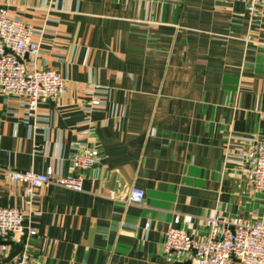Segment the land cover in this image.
Masks as SVG:
<instances>
[{
    "label": "crops",
    "instance_id": "crops-1",
    "mask_svg": "<svg viewBox=\"0 0 264 264\" xmlns=\"http://www.w3.org/2000/svg\"><path fill=\"white\" fill-rule=\"evenodd\" d=\"M0 10L34 30L37 67L67 80L34 113L0 93V167L82 177L81 192L49 185L31 197L0 172V207L36 232L30 264H187L162 247L174 215H191L199 234L214 215L264 220V194L244 172L264 138V1L253 13L245 0H0ZM78 149L99 163L75 170ZM132 188L143 198L126 204Z\"/></svg>",
    "mask_w": 264,
    "mask_h": 264
},
{
    "label": "built area",
    "instance_id": "built-area-1",
    "mask_svg": "<svg viewBox=\"0 0 264 264\" xmlns=\"http://www.w3.org/2000/svg\"><path fill=\"white\" fill-rule=\"evenodd\" d=\"M54 2L56 0H48ZM247 10L253 13L264 0H245ZM34 30L21 19L10 17L0 10V93L13 96L29 112H36L39 103L54 101L64 95L67 80L52 69H39L36 61L41 54L40 44L33 39ZM91 107L99 106V99H91ZM264 119V114L261 115ZM245 175L255 191L264 194V138L256 142L255 152L246 155ZM100 161L95 149H78L73 156L77 171H88ZM0 172L13 183L25 186L26 192L35 196V190L44 186H57L81 192V175L62 177L51 167L44 173L13 171L0 167ZM141 189L132 188L121 199L126 204L139 203L143 198ZM22 211L18 208L0 207V241L12 235L23 238L21 250L6 264H30L28 239L36 235L33 229L22 224ZM204 231L192 232L193 217L176 214L164 233L162 247L165 253L187 264H264V220L242 219L214 215L201 219ZM146 224L145 229L148 230ZM1 251L6 257V245Z\"/></svg>",
    "mask_w": 264,
    "mask_h": 264
},
{
    "label": "water",
    "instance_id": "water-1",
    "mask_svg": "<svg viewBox=\"0 0 264 264\" xmlns=\"http://www.w3.org/2000/svg\"><path fill=\"white\" fill-rule=\"evenodd\" d=\"M0 244H10L12 245V250L7 254L6 257H4L1 261L0 264H6L8 263L10 260H12L21 250V244L17 243V242H13V241H0Z\"/></svg>",
    "mask_w": 264,
    "mask_h": 264
}]
</instances>
